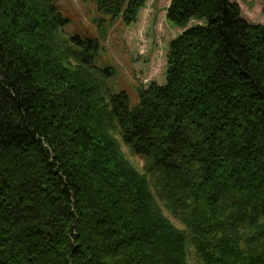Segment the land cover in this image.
I'll return each instance as SVG.
<instances>
[{
    "label": "trees",
    "instance_id": "1",
    "mask_svg": "<svg viewBox=\"0 0 264 264\" xmlns=\"http://www.w3.org/2000/svg\"><path fill=\"white\" fill-rule=\"evenodd\" d=\"M95 1L125 23L146 2ZM167 18L166 81L132 106L55 0H0V264H264V23L234 0Z\"/></svg>",
    "mask_w": 264,
    "mask_h": 264
},
{
    "label": "rangeland",
    "instance_id": "2",
    "mask_svg": "<svg viewBox=\"0 0 264 264\" xmlns=\"http://www.w3.org/2000/svg\"><path fill=\"white\" fill-rule=\"evenodd\" d=\"M234 1L240 5L248 21L264 23V0ZM55 2L64 17L68 18L65 25L68 32L99 39L101 49L96 63L114 68L109 83L117 90L125 89L130 95L132 106L139 102L138 89L141 85L148 86L152 81L165 83L169 43L184 30L167 18L171 0H146L131 23H125L122 18L112 20L110 17L101 22L103 14L99 12L95 0ZM197 23L202 22L191 20L189 26ZM121 147L130 163L142 171L143 159L133 155L123 143ZM173 221L179 225L175 219Z\"/></svg>",
    "mask_w": 264,
    "mask_h": 264
}]
</instances>
